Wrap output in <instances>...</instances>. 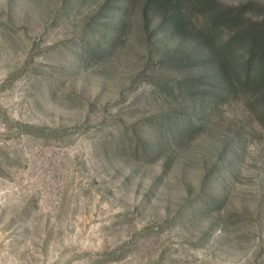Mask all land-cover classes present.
<instances>
[{
    "label": "rangeland",
    "instance_id": "rangeland-1",
    "mask_svg": "<svg viewBox=\"0 0 264 264\" xmlns=\"http://www.w3.org/2000/svg\"><path fill=\"white\" fill-rule=\"evenodd\" d=\"M0 264H264V0H0Z\"/></svg>",
    "mask_w": 264,
    "mask_h": 264
},
{
    "label": "trees",
    "instance_id": "trees-1",
    "mask_svg": "<svg viewBox=\"0 0 264 264\" xmlns=\"http://www.w3.org/2000/svg\"><path fill=\"white\" fill-rule=\"evenodd\" d=\"M229 43H230V42L227 41V42L223 45V49H227L228 46H229ZM244 72H245V74H246V77L251 78V74H252V72H253V71H251V69H247V68H245V69H244ZM230 81H231V79H228V82H230Z\"/></svg>",
    "mask_w": 264,
    "mask_h": 264
}]
</instances>
